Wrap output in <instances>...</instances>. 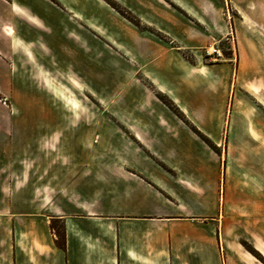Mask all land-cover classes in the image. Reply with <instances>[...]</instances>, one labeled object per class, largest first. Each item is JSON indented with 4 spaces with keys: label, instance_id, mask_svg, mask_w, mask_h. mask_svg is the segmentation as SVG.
<instances>
[{
    "label": "crops",
    "instance_id": "0c3cea01",
    "mask_svg": "<svg viewBox=\"0 0 264 264\" xmlns=\"http://www.w3.org/2000/svg\"><path fill=\"white\" fill-rule=\"evenodd\" d=\"M117 1L143 28L105 0H0V264H263L242 241L264 255V63L206 60L225 0Z\"/></svg>",
    "mask_w": 264,
    "mask_h": 264
},
{
    "label": "rangeland",
    "instance_id": "374dc122",
    "mask_svg": "<svg viewBox=\"0 0 264 264\" xmlns=\"http://www.w3.org/2000/svg\"><path fill=\"white\" fill-rule=\"evenodd\" d=\"M105 1L112 7L114 6L111 3H114L116 6L127 10L126 7L117 0ZM225 4V18L228 23L227 30L224 33L214 30L213 43L201 49L206 60L214 62L234 58V62H239V59L241 60L243 55L246 54L247 61L252 59L253 61L251 62L255 64L258 62L264 63V0H225ZM115 9L119 11V9ZM124 16L135 25L143 28L140 20V24H137L130 17ZM132 16L135 15L132 14ZM22 34L20 30L16 33L17 36H24ZM208 51H211V53H208ZM187 54L189 57H192L191 53ZM9 60L8 64L10 67L19 65V59L14 56L11 55ZM53 88L55 98L59 97L63 99L65 105L75 117L83 116L87 121H89V119L92 121L97 114H104L109 111L108 108L104 106L101 101L97 100L88 90L84 92L82 87H74L77 91L68 90L66 87ZM40 89H44V87ZM12 100L13 97L10 93L0 89L1 102L6 106H11ZM242 242L246 249L247 246L245 243L247 242L250 246V250L253 251L251 252L248 249L249 252L264 264V255L255 249L252 244L248 243V241L244 240Z\"/></svg>",
    "mask_w": 264,
    "mask_h": 264
},
{
    "label": "trees",
    "instance_id": "16d2710c",
    "mask_svg": "<svg viewBox=\"0 0 264 264\" xmlns=\"http://www.w3.org/2000/svg\"><path fill=\"white\" fill-rule=\"evenodd\" d=\"M115 8L119 9V11L130 17L133 21H135L137 24H140V21L137 17L132 16V14L128 11V10H124L122 8H120L119 6H116L114 3H111ZM159 98L165 102V104H167L177 115H179L183 120H185L187 122V119L185 117V115L183 114V112L180 110V108L170 99L168 98L166 95L162 94V93H158ZM192 128L194 129V131L196 133H198L209 145L215 147L214 143L207 137L205 136L200 130H198L196 127L192 126ZM52 228L55 230L56 234H57V239L56 242L57 244L62 247L65 248L66 246V236H65V230H64V226L62 224H59L56 221L52 222ZM247 246V249L250 250V246L249 244H247V242L245 243ZM251 251V250H250ZM253 252V251H251Z\"/></svg>",
    "mask_w": 264,
    "mask_h": 264
},
{
    "label": "built area",
    "instance_id": "2783aa9c",
    "mask_svg": "<svg viewBox=\"0 0 264 264\" xmlns=\"http://www.w3.org/2000/svg\"><path fill=\"white\" fill-rule=\"evenodd\" d=\"M217 51V50H216ZM208 53H211V51H208Z\"/></svg>",
    "mask_w": 264,
    "mask_h": 264
}]
</instances>
